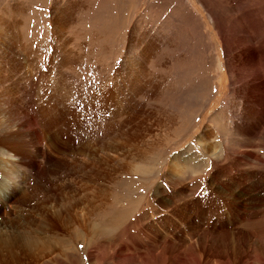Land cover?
I'll return each instance as SVG.
<instances>
[{
  "label": "rangeland",
  "instance_id": "1",
  "mask_svg": "<svg viewBox=\"0 0 264 264\" xmlns=\"http://www.w3.org/2000/svg\"><path fill=\"white\" fill-rule=\"evenodd\" d=\"M0 162V264H264V0H0Z\"/></svg>",
  "mask_w": 264,
  "mask_h": 264
},
{
  "label": "bare ground",
  "instance_id": "2",
  "mask_svg": "<svg viewBox=\"0 0 264 264\" xmlns=\"http://www.w3.org/2000/svg\"><path fill=\"white\" fill-rule=\"evenodd\" d=\"M237 128H238V130H239L242 134H245V135L248 134V133H246V131L243 129V127L240 126L239 123L237 124ZM8 155H10V153H8ZM2 157H4V156H2ZM5 159H6V158H5ZM5 159H4V160H5ZM0 163H1V162H0ZM5 164H6V163H5ZM10 174H11V173H10ZM0 193H1V192H0ZM92 203H93V202H92ZM81 205H82V204H81ZM76 207H77V206H76ZM82 207H83V206H82ZM91 207H92V206H91ZM85 212H86V211H85ZM89 214H90V213H89ZM68 216H69V215H68ZM87 216H88V215H87ZM65 218H66V217H65ZM66 219H68V218H66ZM69 219H71L70 216H69ZM69 219H68V220H69ZM72 220H73V218H72ZM69 221H70V220H69ZM69 221H68V222H69ZM75 221H76V220H75ZM68 222H67V223H68ZM71 222H72V221H71ZM77 223H78V221H77ZM69 224H71V223H69ZM72 225L74 226L73 223H72ZM85 225H87V224H85ZM85 225H84V226H85ZM85 227L87 228V226H85ZM93 227H94V226H93ZM89 228H90V227H89ZM29 241H31V240H29ZM33 242H34V241H33ZM13 260H15V259H13Z\"/></svg>",
  "mask_w": 264,
  "mask_h": 264
},
{
  "label": "snow or ice",
  "instance_id": "3",
  "mask_svg": "<svg viewBox=\"0 0 264 264\" xmlns=\"http://www.w3.org/2000/svg\"><path fill=\"white\" fill-rule=\"evenodd\" d=\"M77 107H79V105H77ZM90 119H91L90 117H86L85 122H90Z\"/></svg>",
  "mask_w": 264,
  "mask_h": 264
}]
</instances>
